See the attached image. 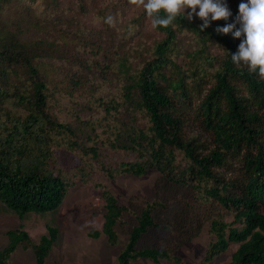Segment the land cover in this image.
Instances as JSON below:
<instances>
[{"label":"trees","instance_id":"16d2710c","mask_svg":"<svg viewBox=\"0 0 264 264\" xmlns=\"http://www.w3.org/2000/svg\"><path fill=\"white\" fill-rule=\"evenodd\" d=\"M227 2L234 17L240 0ZM79 7L83 9L82 4ZM104 21L109 39L122 42L115 26L106 18ZM201 23L198 17L190 20L181 15L167 27H153L161 37L143 48L150 57L140 66H132L125 51L105 55L108 61L103 65L107 69L115 67L122 74L123 94L129 100L135 97L134 107L146 115L148 126L133 128L129 139L117 143L118 148L134 151L137 159L120 162L114 170L102 167L108 174L121 171L135 175L155 167L174 178L171 163L173 152L178 150L187 163L176 180L203 185L206 197L215 199L232 214L230 222L211 219L213 239L198 264H208L230 242L238 244L224 264H264V79L232 62L231 53L237 50L240 40L231 33L216 31L217 25L226 23L223 19L212 21L203 31ZM184 31L192 34L197 47L187 51L179 62L174 54L179 52L178 38ZM50 46L47 43L39 49L38 45L0 34V202L19 219L18 226L6 232L0 264H7L19 247L32 249L35 264L45 263L57 241L58 228L46 223V231L34 242L22 220L28 213L45 214L57 209L70 186L54 162L52 147L60 143L59 137L67 139L66 146L75 148L76 132L49 109V84L33 63L39 51ZM202 86L206 90L197 105L196 119L200 128L210 134L211 143L198 132L189 131L193 125L187 113L191 89L201 90ZM110 107L105 106L107 110ZM89 149L96 158L97 148ZM241 151L242 175L221 172L228 157ZM103 197L101 228L89 233H103L108 241L115 242L114 225L128 207L107 190ZM152 208V202L141 208L116 260L107 264H130L139 258L196 264L165 248L138 245L149 228L159 226Z\"/></svg>","mask_w":264,"mask_h":264},{"label":"rangeland","instance_id":"374dc122","mask_svg":"<svg viewBox=\"0 0 264 264\" xmlns=\"http://www.w3.org/2000/svg\"><path fill=\"white\" fill-rule=\"evenodd\" d=\"M109 15L115 20L111 25L122 42L109 39L104 30V20ZM0 34L38 45L39 49L50 43L49 48L39 51L33 63L49 84V109L69 122L76 132L75 148L66 146L67 139L59 137L60 143L52 147L54 162L70 183L61 204L49 213H28L22 220L34 242L46 231V223L58 228L57 241L44 264L115 261L136 216L147 202L153 203L152 216L159 226L149 228L138 245L165 248L185 260L200 263L213 239L211 219L218 217L230 222L232 214L215 199L206 197L203 185L176 180L187 163L178 150L173 152L171 163L177 178L155 167L140 175L121 171L108 174L102 167L114 170L120 162L137 159L134 151L118 148L117 143L129 139L133 128L148 126L146 115L134 107L135 97L129 100L124 96L122 74L115 67L107 69L103 65L108 61L105 55L112 56L114 51H125L134 67L150 57L143 48L152 45L161 33L153 28L141 0H0ZM178 47L179 52L174 55L182 62L186 52L197 47L196 40L184 31L179 34ZM205 90V86L201 90L191 89L187 113L193 125L189 131L198 132L211 143L210 134L200 128L196 119V108ZM106 105L112 106L110 110ZM89 146L97 148L96 158ZM242 153L228 157L220 171L227 176H241ZM104 190L128 207L114 225L115 242L108 241L103 233L98 236L89 233L91 229H100L104 220ZM18 224L17 215L0 202V248L6 244L7 230ZM237 244L230 242L208 264L226 263ZM7 264H35L32 249L17 248ZM130 264L175 263L139 258Z\"/></svg>","mask_w":264,"mask_h":264},{"label":"clouds","instance_id":"9594fccd","mask_svg":"<svg viewBox=\"0 0 264 264\" xmlns=\"http://www.w3.org/2000/svg\"><path fill=\"white\" fill-rule=\"evenodd\" d=\"M141 2L154 28L167 27L181 15L190 20L200 18L201 31L209 27L212 21L223 19L226 23L217 25L216 31L221 34L231 33L240 40L237 50L231 53L232 62L246 67L249 72L264 79V0H240L234 17L227 0H141ZM106 22L113 24L115 20L109 15Z\"/></svg>","mask_w":264,"mask_h":264}]
</instances>
